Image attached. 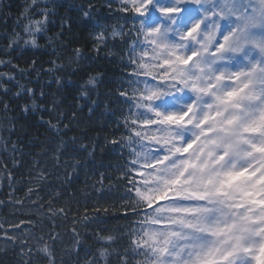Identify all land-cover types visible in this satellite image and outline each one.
I'll list each match as a JSON object with an SVG mask.
<instances>
[{
	"label": "trees",
	"instance_id": "trees-1",
	"mask_svg": "<svg viewBox=\"0 0 264 264\" xmlns=\"http://www.w3.org/2000/svg\"><path fill=\"white\" fill-rule=\"evenodd\" d=\"M127 5L0 0V264L130 260Z\"/></svg>",
	"mask_w": 264,
	"mask_h": 264
},
{
	"label": "rangeland",
	"instance_id": "rangeland-1",
	"mask_svg": "<svg viewBox=\"0 0 264 264\" xmlns=\"http://www.w3.org/2000/svg\"><path fill=\"white\" fill-rule=\"evenodd\" d=\"M218 1L232 5V0H212V4ZM222 12H225L223 8L218 11V14H222ZM209 21L214 23L216 28L219 27L216 16ZM234 28V25H231L225 31L230 38L231 29ZM249 51L250 48H241V52H246L249 59L255 58V62L252 63L250 68L241 71V74L234 73L230 69V74L240 78V81H237L235 86L229 87V92L218 94L215 99L226 103L234 93L238 94L240 91L250 88L247 92L249 103L246 107L229 105L223 110L222 118L225 122L233 125L236 122L239 125V122L243 120L245 124L241 128L244 127L245 131L252 132V129L255 128L257 131L253 133L264 135V103H262V100L264 102V63L261 64L257 60L256 55ZM236 53L235 56L232 54L229 60H234ZM188 101V95L181 94L175 102L167 104L165 110H167L168 114H172L174 110L185 105ZM260 101L261 105L258 106L257 102ZM244 146L246 148V155L243 158L244 162L264 160V138H257V135L246 137ZM255 170L258 177L252 179L251 182H247V188L250 190L251 196H253L252 200H255L256 205L244 213L238 212L232 218H227L228 222L225 220L217 221V227L220 230L224 231L232 227L238 234L234 255L220 264H250L253 260H258V264H264V164L259 165ZM216 216L218 218L222 217L221 214ZM214 219L216 220L215 216ZM207 255V252H196V264H207Z\"/></svg>",
	"mask_w": 264,
	"mask_h": 264
}]
</instances>
